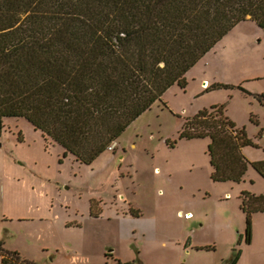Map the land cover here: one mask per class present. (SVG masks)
Wrapping results in <instances>:
<instances>
[{
  "label": "rangeland",
  "instance_id": "374dc122",
  "mask_svg": "<svg viewBox=\"0 0 264 264\" xmlns=\"http://www.w3.org/2000/svg\"><path fill=\"white\" fill-rule=\"evenodd\" d=\"M184 77L185 87H169L119 146L88 165L28 118L4 117L0 241L18 252L11 261L229 264L236 253L234 264H264V213L251 215L247 240L240 207L244 190L264 191V176L250 165L241 181H215L210 138L179 137L187 117L223 104L245 129L246 154L264 155V29L246 16ZM92 199L104 209L97 217L88 215Z\"/></svg>",
  "mask_w": 264,
  "mask_h": 264
},
{
  "label": "trees",
  "instance_id": "16d2710c",
  "mask_svg": "<svg viewBox=\"0 0 264 264\" xmlns=\"http://www.w3.org/2000/svg\"><path fill=\"white\" fill-rule=\"evenodd\" d=\"M246 16L264 29V0H0V135L4 117L24 116L90 164L170 86L185 87L184 73ZM207 136L213 180L241 181L249 164L264 176V158L244 155L245 129L223 104L187 117L179 133ZM240 207L249 240L264 192L244 190ZM2 243L0 264H37L11 261L18 252Z\"/></svg>",
  "mask_w": 264,
  "mask_h": 264
},
{
  "label": "crops",
  "instance_id": "0c3cea01",
  "mask_svg": "<svg viewBox=\"0 0 264 264\" xmlns=\"http://www.w3.org/2000/svg\"><path fill=\"white\" fill-rule=\"evenodd\" d=\"M236 26V25H235ZM260 27V26H259ZM261 28V27H260ZM230 32V31H229ZM229 32L228 33H226V35H228L229 34ZM226 35H224L213 47H215ZM213 47L208 51V52H210L212 49H213ZM207 52V53H208ZM203 57V56H202ZM200 60V59H199ZM193 66H194V64L184 73V75L186 76V73L189 71V70H191L192 68H193ZM204 83H206V81H204ZM171 87V86H170ZM158 101H162V99L161 100H156L155 102H158ZM154 102V103H155ZM153 103V104H154ZM152 104V105H153ZM150 108H148L147 110H145L140 116H138L122 133H121V135H119L118 136V138L117 139H115L114 141H113V143H115L116 144V146H119L120 144H119V141H120V139L123 137V133H127V131H128V129L134 124V123H136V122H138V121H140V119H141V117L145 114V112L146 111H148ZM226 114V113H225ZM143 121V120H142ZM134 130H137V128L135 127L134 128ZM208 137V136H207ZM198 138H200V137H198ZM191 139V138H190ZM250 142V141H249ZM247 145H245V146H243L242 147V152L244 153V155L249 159V160H258V159H262V158H264V155H261V156H258V158L256 157H249L247 154H246V152L244 151V149H245V147H246ZM105 151H109V147L105 150ZM110 152V151H109ZM103 153V152H102ZM101 153V154H102ZM113 153V152H112ZM73 155V154H72ZM209 155V154H208ZM73 157H75L74 155H73ZM99 157H100V155H99ZM75 159V158H74ZM97 159V158H96ZM95 159V160H96ZM94 160V161H95ZM75 161H78V163H82V162H80L79 160H77V159H75ZM210 162V161H209ZM84 164H86V163H84ZM88 165V164H87ZM210 166H211V170H213V166L210 164ZM249 166H250V164L248 165V168H249ZM248 168H247V170H248ZM247 170H246V172H247ZM262 192H264V191H262ZM256 193H261V192H256ZM60 194V193H59ZM62 205V204H61ZM65 208H67V206H64ZM103 207H104V204H103ZM88 211H89V207H88V209H87ZM102 210H104L103 208H102ZM255 213H264V211H258V212H254L253 214H255ZM115 214H121L122 216H124V215H127V214H130V212H129V210L126 212V213H117V212H115ZM252 214V215H253ZM88 215L89 216H91V217H97V216H92L90 213H88ZM133 215V214H132ZM134 216H137V215H134ZM66 222V221H65ZM65 226H67L66 225V223H65ZM67 227H69V226H67ZM101 253H102V255H104L105 254V248H103L102 250H101ZM20 254V253H19ZM104 257V256H103ZM1 260H2V255L0 254V263H1ZM121 261H123V260H118V261H116V262H121ZM124 261H126V260H124ZM47 264H51L50 262H48ZM57 264V263H56ZM100 264H103V261H101V263Z\"/></svg>",
  "mask_w": 264,
  "mask_h": 264
},
{
  "label": "bare ground",
  "instance_id": "6f19581e",
  "mask_svg": "<svg viewBox=\"0 0 264 264\" xmlns=\"http://www.w3.org/2000/svg\"><path fill=\"white\" fill-rule=\"evenodd\" d=\"M134 125H135V124H134ZM134 125H132V126L130 127V129H128V130L130 131ZM127 132H128V131H127ZM189 215H190V213L188 212V215H187V216H189Z\"/></svg>",
  "mask_w": 264,
  "mask_h": 264
},
{
  "label": "built area",
  "instance_id": "2783aa9c",
  "mask_svg": "<svg viewBox=\"0 0 264 264\" xmlns=\"http://www.w3.org/2000/svg\"><path fill=\"white\" fill-rule=\"evenodd\" d=\"M260 147L264 150V143Z\"/></svg>",
  "mask_w": 264,
  "mask_h": 264
},
{
  "label": "water",
  "instance_id": "95a60500",
  "mask_svg": "<svg viewBox=\"0 0 264 264\" xmlns=\"http://www.w3.org/2000/svg\"><path fill=\"white\" fill-rule=\"evenodd\" d=\"M205 84V83H204Z\"/></svg>",
  "mask_w": 264,
  "mask_h": 264
}]
</instances>
